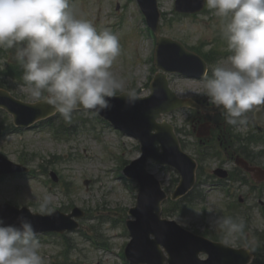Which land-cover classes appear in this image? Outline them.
Returning a JSON list of instances; mask_svg holds the SVG:
<instances>
[{"label": "rangeland", "instance_id": "374dc122", "mask_svg": "<svg viewBox=\"0 0 264 264\" xmlns=\"http://www.w3.org/2000/svg\"><path fill=\"white\" fill-rule=\"evenodd\" d=\"M160 2L169 20V23L165 25L162 20L165 35L181 40L191 47L200 46L203 41L211 44L214 37L221 33V19L215 16L212 10L196 17H175L174 0H160ZM118 5H120L119 9ZM70 6L78 18L90 21L97 30L109 28L119 37L121 54L114 62L112 71L123 80L126 91L134 89L141 95L149 94L147 82L154 74L150 62L154 47L152 38L143 31L144 23L136 1L70 0ZM172 18L175 19L171 22ZM123 47L125 51H122ZM2 50L6 49L0 48V52ZM223 50H227L226 44ZM10 54L11 52L5 57L0 55V68L5 66ZM227 56H221L219 61L210 68L225 60ZM170 82L172 88L182 97L205 96L203 95L204 81L171 76ZM1 83L23 100H36L29 95L28 86H23L10 78H4ZM187 113V110H179L166 117L176 126L185 128L188 125ZM5 115V112L0 111V121L3 118L7 119ZM76 118L79 119V123L87 119L91 127L89 130L72 135L69 141L52 137L48 127L39 131L29 130L23 134H12L0 138V153L14 161H19L23 153H37L39 156L30 164L34 169H37L43 157H51L52 160L53 155L64 157L53 165L55 169L53 167L49 169L55 170L59 175V185L54 186L60 192L58 196L50 194L39 179L11 178L0 182V199L9 200L17 206L27 204L32 210L39 211L41 199L47 194L52 198V209L56 206L64 210L70 204H75L89 212L80 230L67 235L65 245L56 236L43 237L39 240L40 253L45 264H120L118 254H121L130 238L125 231L123 232L125 223L118 218L123 219L124 216L115 212L121 208L132 207L135 204L136 191L133 189L132 193L128 189L126 181L120 177L123 176L122 171L116 167L121 165L122 160L130 161L139 156L138 142L132 137L121 136L112 127L96 120L92 113L81 112ZM239 130L246 135L255 129L250 130V126L246 124ZM180 136L186 138L182 134ZM188 140L187 150L195 154L194 138L188 137ZM254 150L263 151L264 144L255 145ZM111 151L122 156L121 161L114 158ZM216 163L214 160L210 166L214 167ZM257 165L264 166V158L257 160ZM107 167H111L112 171H107ZM153 169L159 171L155 165ZM158 173L165 186L173 188L177 174L173 170H163ZM86 178L92 179L88 190L83 184ZM65 183L69 184L70 193L60 189V186ZM251 186L259 187V190ZM205 190L207 191L204 201H198L199 204L192 205L186 215L175 217L180 223L203 231L208 228V225L213 226L212 221L217 216H223L225 204L229 198L222 189ZM230 193L232 194L230 200L236 201L239 195L245 198V204L240 207V212L250 214L248 237L252 243H257L258 240L254 235L264 233V181H255L248 177L247 183L237 182L231 185ZM99 214L104 215L105 219L98 218ZM112 218H117V222L114 223ZM216 230L218 231V228ZM91 236L98 238L99 241L90 240ZM222 236L224 241L227 239L228 243L233 245H237L240 241L236 235ZM93 241L108 243L110 248L104 249L102 246L96 248Z\"/></svg>", "mask_w": 264, "mask_h": 264}, {"label": "clouds", "instance_id": "9594fccd", "mask_svg": "<svg viewBox=\"0 0 264 264\" xmlns=\"http://www.w3.org/2000/svg\"><path fill=\"white\" fill-rule=\"evenodd\" d=\"M205 3L221 19L230 54L212 68L210 77L203 74V95L223 112L226 124L244 126L249 113L264 107V0ZM0 48H15L29 95L50 105L66 123L79 109H110L118 95L128 105L140 99L112 71L121 54L119 37L78 18L70 0H0ZM51 204V196L44 195L40 213L51 215ZM212 224L226 237L244 228L242 219L231 216L219 215ZM40 247L26 217H18L17 224L0 218V264H45Z\"/></svg>", "mask_w": 264, "mask_h": 264}, {"label": "water", "instance_id": "95a60500", "mask_svg": "<svg viewBox=\"0 0 264 264\" xmlns=\"http://www.w3.org/2000/svg\"><path fill=\"white\" fill-rule=\"evenodd\" d=\"M180 69L187 73H196V71L185 67H180ZM178 106V104L169 105L156 112L130 109L120 111L117 109L120 115L111 117L116 125H120L128 132L135 134L141 140L144 150L143 158L134 165L141 164L140 170L133 174L130 172L131 170L129 171V175L140 182L142 193L139 206L132 212L137 221L131 223L134 239L128 247V257L132 264L144 262L165 264V258L160 250L161 246H164L170 254L168 259L170 264H248L251 260V254L246 250H237L224 244L210 243L190 234L174 223L162 221L159 218L160 203L164 199V195L159 192L157 183L144 174L146 161L149 158H154L161 163L174 165L182 172L184 182L188 187L194 182V165L184 155H180L171 129L156 123L162 113ZM258 122L264 125V107L258 114ZM153 130H156L157 133L153 134ZM12 213L13 210H8V213L5 214L0 213V218L9 224L22 215L18 211L14 212L15 214ZM36 218L39 219L40 217ZM40 227L36 230L47 229L46 226ZM150 235H154L155 239L151 240ZM201 252L209 253L210 259L199 262L197 258Z\"/></svg>", "mask_w": 264, "mask_h": 264}]
</instances>
